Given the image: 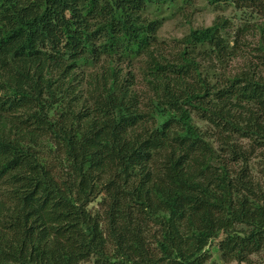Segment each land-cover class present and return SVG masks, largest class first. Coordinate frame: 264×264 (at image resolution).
Returning <instances> with one entry per match:
<instances>
[{
	"label": "trees",
	"instance_id": "1",
	"mask_svg": "<svg viewBox=\"0 0 264 264\" xmlns=\"http://www.w3.org/2000/svg\"><path fill=\"white\" fill-rule=\"evenodd\" d=\"M205 2L0 0V264H264V0Z\"/></svg>",
	"mask_w": 264,
	"mask_h": 264
},
{
	"label": "rangeland",
	"instance_id": "2",
	"mask_svg": "<svg viewBox=\"0 0 264 264\" xmlns=\"http://www.w3.org/2000/svg\"><path fill=\"white\" fill-rule=\"evenodd\" d=\"M195 2V5L198 7L197 11L188 12L190 13L188 17V21H186L183 18H177L171 22H167L162 29H160L159 32V39L163 41L164 43H172L173 39H180L184 37L188 31L189 27H208L210 26L217 15L216 12L212 10L210 12L205 8V0H193ZM260 20V19H259ZM190 24V26L188 25ZM256 37H253L251 39V45H254L257 41L258 34L255 33ZM212 255L213 258L216 260H219L218 253L215 248L212 249ZM260 260L264 261V255L260 256Z\"/></svg>",
	"mask_w": 264,
	"mask_h": 264
}]
</instances>
